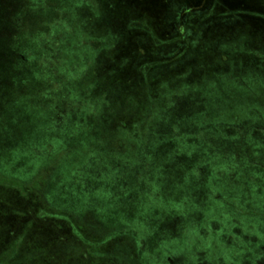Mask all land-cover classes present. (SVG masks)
Here are the masks:
<instances>
[{
    "label": "rangeland",
    "instance_id": "374dc122",
    "mask_svg": "<svg viewBox=\"0 0 264 264\" xmlns=\"http://www.w3.org/2000/svg\"><path fill=\"white\" fill-rule=\"evenodd\" d=\"M104 1L0 0V264H255L264 253L263 38L208 35L200 55L199 28L162 42L147 17ZM140 36L155 54L130 65L119 51ZM170 40L194 69H166L157 55ZM70 63L76 72L65 75ZM53 79L54 92L67 81L71 103H101L94 131L66 135L55 150ZM197 110L200 126L176 122ZM107 153L133 165L115 180ZM93 157L97 179L94 162L83 169ZM82 185L85 197H68Z\"/></svg>",
    "mask_w": 264,
    "mask_h": 264
},
{
    "label": "trees",
    "instance_id": "16d2710c",
    "mask_svg": "<svg viewBox=\"0 0 264 264\" xmlns=\"http://www.w3.org/2000/svg\"><path fill=\"white\" fill-rule=\"evenodd\" d=\"M102 5L106 8L109 12H117L119 10L118 8L124 7L127 11L129 18L134 21H140L142 20V17H147L150 23L151 28L154 29V34L158 38H160V41H164L162 39L167 38H176V32L177 33H187L188 35L192 36V33L190 30H193L194 28H199L198 32L202 34V38H195V36H192L193 43L195 48H198L199 54H202L201 45L205 40L208 39V35H213V38H217L220 36H223L227 33V31L232 30V33L234 31H243L251 36H260L264 40V0H108L104 1ZM173 5L176 7H179V9L176 11L173 9ZM173 6V7H171ZM175 7V8H176ZM160 27V29H159ZM160 31H159V30ZM190 31V32H189ZM132 33L140 32L139 30H131ZM141 33V32H140ZM195 33V32H194ZM245 34V33H244ZM137 36V35H136ZM184 37V35L182 34ZM250 36V37H251ZM141 38L135 37L133 39L124 43V46L119 51L121 55L127 53L129 54L127 57L131 59L129 61V64L131 65L133 62L136 61H143L142 65L145 61H148V56H154L155 53H153V49H151L148 45L147 40H143L142 36ZM171 39V38H170ZM169 40V39H168ZM171 42V43H170ZM170 46L166 52V54H159L157 56H160V59H167V63L163 64L166 65V69L168 71H175V70H181L184 69L185 66L189 65L190 68L194 69V66H191V64H187L186 62V54L187 52H184L181 54V50H179L180 46L175 49L173 45L178 44V40L172 42L170 40ZM214 42V41H213ZM193 48V47H192ZM136 50L138 54H132V51ZM137 49H142V52H139ZM184 49L189 50V46H184ZM77 50H75L76 52ZM164 52V51H162ZM157 53V52H156ZM119 55V53L117 54ZM181 55L185 58L178 61L181 58H178V60H173L174 56ZM82 57V56H78ZM242 61L246 64L249 63L253 65L256 69L257 67H260V59L256 56H247L246 58H243ZM119 63H117L118 65ZM176 65L174 68L173 65ZM72 69L65 70L64 74L69 75L70 73L76 72V68L72 63H70ZM159 65L156 64L151 67L152 71L151 73H154L153 71H156L155 69ZM163 67V66H162ZM118 71H123L118 70ZM167 71V72H168ZM118 73V72H117ZM114 75V74H113ZM136 78H139L137 75V72L132 75ZM51 75L49 76V78ZM52 78V77H51ZM54 81V82H53ZM56 79L51 80L52 87H56L59 82H55ZM66 82L64 81V85L61 87L60 92L56 91L54 92V87L52 88V91L49 92V95L54 96L56 98V104H57V112H55L52 116V122L50 124V132L51 137L48 141V147L47 149H56L58 146H60L62 140L65 139L66 135H72L74 133H82L83 131H94L93 128V122L96 121V115L100 112L99 106H96L97 104L100 105L97 101V104H87L84 100H76L75 102H70L69 98H71L72 93L70 90H63L66 86ZM53 83V84H52ZM246 85V84H245ZM66 89V88H65ZM97 100V99H96ZM185 106H183L184 108ZM205 107L201 108L204 109ZM98 109V110H97ZM97 110V111H96ZM96 111V112H95ZM198 113L189 114L192 118H184L185 115L181 119L175 118L176 122L178 123H186L189 127H196L201 125V117L200 113H202L200 110H197ZM206 112V109L204 110V113ZM188 113V112H186ZM203 113V114H204ZM204 116V115H203ZM93 121V122H92ZM55 124L57 127H55ZM203 125V124H202ZM207 125V124H205ZM208 125H214V123L209 122ZM91 126V127H90ZM90 127L89 129H87ZM89 132V133H90ZM165 139H163L162 144H160L157 149L163 148V143H165ZM167 146H169L168 143H166ZM169 151H166L170 154L171 153V147H167ZM44 150V149H42ZM38 151H34L35 157L38 156ZM48 153V152H46ZM100 153V152H99ZM156 154V153H155ZM106 155H109L107 157L102 156L100 154V157L102 159L106 160V162H112L110 164V168L108 171H110L109 175L113 176V178L116 180L117 177H119V171L123 167H126L127 165L132 166L130 161L120 158L121 156H111L112 154L107 153ZM173 155V154H172ZM171 155V157H172ZM111 156V157H110ZM170 157V158H171ZM104 160V161H105ZM154 160L156 161V158L154 156ZM94 164V168L96 169L97 166L95 158H91L90 161L85 165L83 169H86L87 167H93L91 166ZM131 164V165H130ZM128 166V167H129ZM72 170V169H71ZM97 170V169H96ZM107 170V168H106ZM112 170V171H111ZM18 171V170H17ZM81 171L78 168L75 169L74 173ZM97 179L100 177V172L93 171V174L91 178ZM55 187H54V186ZM83 186V191H81V187L77 188L72 187L73 190L69 192V189L66 188V190L69 193L68 197H72L73 199H78L82 196L85 197V194H87V186ZM53 187L58 189L59 187L55 184H50L49 188ZM118 189H116L117 191ZM47 194H45L46 196ZM15 196H17L15 194ZM15 198V197H12ZM17 199H20L19 196L16 197ZM5 199H0V209L3 207L5 208ZM34 203V202H33ZM22 208L26 206L27 204L20 203L19 204ZM36 208L38 210L43 209L44 206L38 207V203L36 205ZM34 207V211L36 210ZM42 216L44 218H51V220H62V215L60 213H53L52 211H43ZM61 216V217H59ZM50 222H53L49 219H47ZM43 222V221H42ZM45 222V221H44ZM57 228H60L61 230H67L68 227L66 225L59 224ZM43 229L52 231V227L44 226ZM54 230V229H53Z\"/></svg>",
    "mask_w": 264,
    "mask_h": 264
},
{
    "label": "flooded vegetation",
    "instance_id": "af4514ba",
    "mask_svg": "<svg viewBox=\"0 0 264 264\" xmlns=\"http://www.w3.org/2000/svg\"><path fill=\"white\" fill-rule=\"evenodd\" d=\"M255 264H264V253L257 257Z\"/></svg>",
    "mask_w": 264,
    "mask_h": 264
}]
</instances>
